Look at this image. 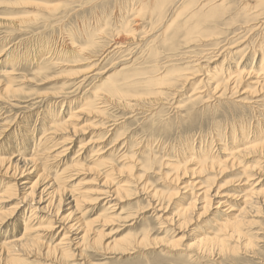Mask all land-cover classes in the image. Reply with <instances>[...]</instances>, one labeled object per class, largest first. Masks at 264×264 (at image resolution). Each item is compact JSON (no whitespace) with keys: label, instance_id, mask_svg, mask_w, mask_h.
<instances>
[{"label":"rangeland","instance_id":"1","mask_svg":"<svg viewBox=\"0 0 264 264\" xmlns=\"http://www.w3.org/2000/svg\"><path fill=\"white\" fill-rule=\"evenodd\" d=\"M32 1L0 0V87L12 84L6 94L0 91V159H11L17 171L24 170L13 179L11 172L2 175L1 167L0 189L15 179L31 184L37 179L38 168H32L38 163L45 167L48 180L57 172L65 186L56 215L58 201L53 209L45 208L46 197L40 202L34 195L7 216L21 191L1 204L0 244L23 236L21 217L29 216L30 209L33 226L42 232L29 234L35 241L30 247H10L15 261H7L0 251V264H264L263 214L246 217L255 221L252 229L245 227L253 241L249 247L230 240L229 248L206 250L197 243L201 232L216 228L213 219L223 217L226 207L215 209L217 201L231 205L234 215L241 209L240 191L246 184L243 178L238 185L234 181L243 177V166H255L249 182L264 187V154L243 155L242 164L227 167L223 174L215 169L192 171L203 152L217 166L226 159L225 147L227 151L233 145L244 147L241 129L247 134L258 124L264 129V90L252 76L246 78L260 67V48L264 50V24L252 25L253 10L246 13L242 0H37L45 5ZM191 27L196 31L188 34ZM116 41H121L120 48L112 50ZM214 67L225 71L222 76L227 69H243L240 88L215 98L210 90L213 81L222 80L209 77ZM3 70H13L10 82ZM192 73L195 76L190 77ZM71 110L77 117L67 124H76V130L71 125L50 129L51 116L61 123ZM40 154L43 160L37 159ZM22 157L33 159L25 163ZM177 163L187 167L184 174L176 171L179 187L192 177L203 181L216 175L213 189L220 185L219 196L201 219H196L201 210L191 211L189 221L178 219L179 205L186 206L192 196L187 189H178L177 194L178 182H172ZM107 174L111 185L103 187ZM46 183H38L37 192ZM116 184H125L126 191L98 195ZM155 190L158 200L150 195ZM174 193L177 197L169 200ZM107 202L113 207L106 209ZM51 222L58 228L50 229ZM83 223L89 232L77 245ZM69 224L74 225L68 228ZM93 233L100 235L96 244L90 241ZM60 241L68 243L64 257L48 254L41 245Z\"/></svg>","mask_w":264,"mask_h":264},{"label":"bare ground","instance_id":"2","mask_svg":"<svg viewBox=\"0 0 264 264\" xmlns=\"http://www.w3.org/2000/svg\"><path fill=\"white\" fill-rule=\"evenodd\" d=\"M32 0H30V2H31ZM180 1V0H179ZM243 2L241 3L242 4V6H243V8L246 10L245 12L247 13V12H250L251 10H253V12H250V13H252L253 14V16H254V19H255V23L254 24H252V25H257V24H260V26L262 25V24H264V0H242ZM27 2V1H26ZM29 2V3H30ZM33 2V1H32ZM35 2H38L37 0L35 1L34 0V2L33 3H35ZM44 4L42 1H40V2H38V3H36V5L37 4ZM26 4H28V3H26ZM31 5V4H30ZM45 5V4H44ZM180 4H178V6H179ZM200 5V4H199ZM177 6V7H178ZM29 8V7H28ZM31 8V7H30ZM182 8V7H181ZM175 13V12H174ZM177 13V12H176ZM214 14L215 13H212V14H210V16L212 17H216V16H214ZM262 14H263V16H262ZM189 15V14H188ZM20 18V17H19ZM20 20V19H19ZM214 20V19H213ZM166 21V20H165ZM245 22V24H246V22L247 21H244ZM212 23V22H211ZM136 25V24H135ZM252 25H250V26H252ZM165 25H163V27H164ZM246 26H249V25H246ZM163 27H162V29H163ZM209 29H211V28H209ZM131 30H132V28H131ZM130 30V31H131ZM204 30V29H203ZM208 29H206V31H207ZM196 30L195 29H193V27H191L190 29H189V31H188V34H192V33H194ZM199 37H201V35H199ZM203 37H205V36H203ZM202 37V38H203ZM126 38V37H125ZM68 41V40H67ZM127 41V40H126ZM120 43H121V41L120 42H115V43H112L111 45H110V47H112V50H116V49H119L120 48ZM45 45V44H44ZM141 45H143V44H141ZM259 47H260V45H258ZM235 47V46H234ZM46 48V47H45ZM229 49H231L232 47H228ZM11 49V48H10ZM205 49V48H204ZM217 49V48H216ZM220 49V48H219ZM252 49V48H251ZM12 50V49H11ZM207 50V49H206ZM214 50V49H213ZM218 50V49H217ZM227 50V49H226ZM106 51V50H105ZM235 51V50H234ZM260 51H261V53H260V55H261V57H260V67H258V69L256 70V71H254L251 75L249 74H246L248 77H246L247 79L250 77V76H252L254 79H255V81L253 82L254 84H261V86H262V89L264 90V50H262L261 48H260ZM44 52V51H43ZM217 52V51H216ZM231 52V51H230ZM237 52V51H236ZM11 53V52H10ZM208 53V52H207ZM211 53H212V51H211ZM224 53H225V51H224ZM233 53V52H232ZM220 54V53H219ZM231 54V53H230ZM226 55V54H225ZM234 55V54H233ZM13 57V56H12ZM205 57V56H204ZM220 57V56H219ZM9 58V57H8ZM254 58V57H253ZM128 59H130V58H128ZM218 59V58H217ZM8 60V59H7ZM11 60V59H10ZM254 63V62H253ZM198 65V64H197ZM236 65V64H235ZM200 68V67H199ZM209 68V67H208ZM250 69V68H249ZM245 70V69H244ZM177 71V70H176ZM250 71V70H249ZM162 72V71H161ZM226 74H224L225 75V77H224V75L222 76V74L223 73H225V71L223 72L222 71V68L221 69H217L216 67H214L212 70H211V74H209V77L211 78V79H217L218 77H221V80H222V82H219L218 81V83H216V81H213L214 82V86L212 87V89H210L211 90V93L212 94H214V96H216L215 98H222V97H224V95L226 94L225 93V91H233L234 90V87L237 89V88H240V86L238 87V81L241 79V77H244V75H243V69H241V68H236V69H233V70H226ZM3 73H4V77H5V79H6V81L7 82H10L11 81V79H12V77H14V76H12L13 75V70H3ZM163 73V72H162ZM191 73V72H190ZM205 73V72H204ZM220 73H222V74H220ZM197 74V73H196ZM206 74H207V71H206ZM220 74V75H219ZM200 75V74H199ZM94 76V75H93ZM162 76V75H161ZM176 76V75H175ZM181 76V75H180ZM193 76H195L193 73H192V76L190 75V77H193ZM231 76H232V78H231ZM261 76H262V78H261ZM206 77V76H205ZM251 77V78H252ZM89 78V77H88ZM160 78H162V77H160ZM223 78V79H222ZM261 78V79H260ZM185 79L186 80H188L187 79V77H185ZM230 79H231V81H230ZM83 80H85V78L83 79ZM82 80V81H83ZM249 80V79H248ZM230 81V82H229ZM100 82V81H99ZM163 82V81H162ZM181 82V81H180ZM183 82V81H182ZM185 82V81H184ZM85 83V82H84ZM94 83V82H93ZM11 84V83H10ZM10 84H3L4 85V87H0V91H2V92H6V91H8L9 89H11V85ZM158 84H161V83H158ZM166 84V85H165ZM168 84V82H166V83H164L163 82V85H165V86H171V85H167ZM213 84V83H212ZM212 84H211V86H212ZM245 85V84H244ZM165 86H162V85H158V87L159 88H162V87H165ZM229 86V87H228ZM256 86V85H255ZM158 88V89H159ZM255 88V87H254ZM16 89V88H15ZM118 89V88H117ZM244 89V88H243ZM160 90V89H159ZM242 91V90H241ZM245 91V90H244ZM249 91V90H248ZM253 91V90H252ZM8 93V92H7ZM246 93V92H245ZM251 93V92H250ZM6 94V93H5ZM154 94V93H153ZM177 94V93H176ZM252 94H253V92H252ZM118 95V94H117ZM143 95V94H142ZM52 96V95H51ZM263 96V95H262ZM62 97V96H61ZM256 97V96H255ZM3 99V98H2ZM132 100V99H131ZM259 100V99H258ZM7 101V100H6ZM252 101V100H251ZM121 102V101H120ZM249 102V101H248ZM258 102V101H257ZM252 103V102H251ZM251 103H249V104H251ZM68 104V103H67ZM245 104H246V102H245ZM99 107H96V108H94V110L95 111H97L98 113L100 112V108L98 109ZM262 109V108H261ZM75 110H77V109H75ZM147 110V109H146ZM264 110V109H263ZM72 111V110H71ZM70 115H69V118H67L65 121H63V122H61L60 123V121H59V119H57L55 116V119H54V117L53 116H51L50 117V120L48 121V122H50V125H49V127H50V129H52L53 131H55V130H60V129H65V127H67L66 125H71V127L74 129V130H76V128H75V126H76V124H67L68 122H73V120L77 117L76 115V112L75 113H73V111L72 112H70L69 113ZM76 120V119H75ZM115 121V120H114ZM78 122V121H77ZM256 124V123H255ZM262 124H264V123H262ZM256 126V125H255ZM114 127V126H113ZM67 129V128H66ZM113 128H109L108 130H106L105 132H106V134H107V132H109L110 130H112ZM254 132H251L250 133V131H249V133L247 134L246 132V130H243V129H241L240 130V136H241V142H243V144H245L246 143V145L244 146V147H242V148H237L235 145H233L228 151H227V149H223V150H225V152L223 151L222 153L223 154H226V156L228 157H226L225 156V158L226 159H223V161H221L223 164H221L220 162L218 163L219 165H215V161L213 160V159H208V155H206V153H202L201 154V156H199V158H197V161H196V165H197V167L196 168H192V171H194V172H200V171H202L203 169H208V170H216V171H218V172H220L221 174H223V173H225V171H226V169H227V167L228 168H233L235 165H238V164H242L241 162H242V156L243 155H247L248 153H255V154H260V155H263L264 154V129H262L261 127H259V124L256 126V128L254 127ZM43 130H44V128H43ZM48 129H46V131H47ZM63 132H65V131H63ZM111 132V131H110ZM233 132V131H232ZM52 133V132H51ZM66 133V132H65ZM236 133V132H235ZM47 134V133H46ZM45 134V135H46ZM57 134V133H56ZM59 134V133H58ZM51 136V135H50ZM231 136V135H230ZM39 137H42V136H39ZM43 138V137H42ZM39 139H41V138H39ZM51 139H53V138H51ZM56 139V138H55ZM231 139H232V137H231ZM236 139V138H235ZM48 139H46V140H44L43 141V143H42V145L47 141ZM50 140V139H49ZM57 141V140H56ZM40 142V141H39ZM55 142V141H54ZM50 143V142H49ZM57 143V142H56ZM46 144V143H45ZM51 144V143H50ZM36 145V144H35ZM41 145V144H40ZM39 145V148L41 147ZM48 146L50 147H52V145H49L48 144ZM48 146H46V147H48ZM53 146H54V143H53ZM93 146V145H92ZM209 146V145H208ZM37 147V146H36ZM38 148V149H39ZM43 148V147H42ZM38 149L35 151V152H38ZM44 149V148H43ZM46 149V148H45ZM45 149H44V151H45ZM192 149V148H191ZM35 150V149H34ZM92 150V149H91ZM44 151H42L43 152V154H44ZM62 151H64V149H62L61 151H59L57 154H60ZM34 152V151H33ZM41 152V153H42ZM48 152V151H47ZM52 152V151H51ZM57 152V151H56ZM206 152V151H205ZM208 152V151H207ZM32 153V152H31ZM49 153V152H48ZM38 154V153H37ZM99 154H101V153H99ZM191 154V153H190ZM189 154V155H190ZM36 155V154H35ZM50 155V154H49ZM96 155V154H95ZM30 156H32V155H30ZM38 156V155H37ZM37 156L36 157H34L33 156V158H35V160H36V158H37ZM40 156H42V154H40L39 155V157L37 158V159H40V160H43V159H41L40 158ZM44 156V155H43ZM42 156V157H43ZM51 156V155H50ZM54 156V155H53ZM56 156V155H55ZM188 156V155H187ZM26 157V156H25ZM58 157V156H57ZM98 157V156H97ZM23 158V162H25V163H28V162H30L33 158L31 157V159H24V157H22ZM47 158V157H46ZM56 158V157H55ZM214 158V157H213ZM190 159H192V157H190ZM208 159V160H207ZM35 160H33V163L35 162ZM102 161V160H101ZM17 162V161H16ZM32 162V161H31ZM46 162V161H45ZM44 162V163H45ZM48 162H50V161H48ZM62 162V160L61 159H59V161H56V163H58V164H60ZM75 162V161H74ZM106 162V161H105ZM180 162V161H179ZM218 162V161H217ZM258 162L259 161H257L256 162V165L258 164ZM33 163H31V164H33ZM37 163V162H36ZM47 163V162H46ZM75 163H77V162H75ZM96 163V162H95ZM100 163V162H99ZM16 164L17 163H13L12 161H11V159L9 160H7V159H5V158H2V159H0V168L2 167V170H1V172H2V175H4V176H6L8 173H10L11 172V174H8L10 177H13L14 175H22V173L24 172V170L23 169H19V171H17L18 170V167L16 166ZM39 164V163H38ZM38 164H36V165H33L34 167L32 168L33 170H36L37 168H38V170H36V171H38L37 172V174H38V176H37V179H35L31 184L29 183H27V181H23L22 180V182L20 183V184H18V182H17V180L15 179L11 184H10V182H7V184H6V186L2 189H0V221H2V218H3V216H1V215H3V211H1V204L2 203H4L6 200H8V199H10V198H12L14 195H18L19 193L18 192H22V195L21 196H19L20 197V199L18 200V202L17 203H15V205L14 206H12V207H9V212L7 213L8 215L7 216H9V215H12L15 211H16V209H18V206L20 205V203H22V202H24V201H26L27 200V198H28V196L29 197H33L34 195H37L38 197V200H40V202L43 200V198L44 197H46V202H47V204L45 205V208H46V206H49V205H54V201H58L57 202V205L55 204V209L53 210V213L56 215V213H57V211L59 210V205H58V203H60L59 201H60V199H61V194H62V192L64 191V179L61 177V175L60 174H58L57 172H56V178L55 179H49L48 180V175H45V173H44V168H42V167H40V165H39V167L37 166ZM98 164V163H97ZM96 164V165H97ZM180 163H177V165L176 166H174L173 167V170H174V172L175 173H173V180H172V182H174V181H180V179H181V176H179L178 174H177V172L178 171H180L179 173L181 174V172L184 174L185 173V170L187 169V167H185L184 165H182V166H180L179 165ZM221 164V165H220ZM249 164V163H248ZM24 165V164H23ZM49 165V164H48ZM47 165V166H48ZM73 165H74V163H73ZM104 165V164H103ZM228 165V166H227ZM18 166H19V164H18ZM29 166V165H28ZM28 166H27V168H28ZM44 166H46V165H44ZM95 166V165H94ZM187 166H188V164H187ZM194 166V165H193ZM21 167V166H20ZM49 167V166H48ZM189 167V166H188ZM195 167V166H194ZM22 168V167H21ZM26 168V167H25ZM26 168V169H27ZM30 168V167H29ZM51 168H52V165H51ZM253 168H255V166H251V165H248V166H246V167H242V171H241V174H243V177H239V178H237L235 181H234V184L235 185H238V184H240L241 183V181H242V179L241 178H243V181H244V183L243 184H246L242 189H241V191L240 192H242V194H243V196H242V201H240V203H241V205H242V207H241V209H239V211H237V214L236 215H234V213H231L232 212V210H233V208H232V206L231 205H228V204H226V205H223V206H221L222 204H224V201L223 202H221L220 203V201H217L216 202V207H215V209H219L220 207H226V210H228V212H226V210H223V217L221 218V219H219V218H214L213 219V222H215L216 223V228L215 229H211L210 231H209V229L210 228H208V229H206V230H204L203 232H201L200 234V237H198V239H197V243L198 244H202V246H203V248H205L206 250L207 249H210L212 246H215V247H219V248H227L228 246V242L230 241V240H235L236 242L238 241H241L243 244H244V246H246V247H249L251 244H253V241H252V239H251V236L249 235L248 236V232H246L245 231V227H251V228H248V229H252L253 228V225H254V223H255V221H253L252 219H249V217H248V219L246 218L247 216H249V214H251V215H253V216H258V215H261V214H263L264 215V187L262 188V187H259V188H257L256 187V184H257V181H256V183H255V185L254 184H252V183H254V181L253 182H249L251 179V177L254 175H252V171H253ZM31 169V170H32ZM21 170V171H20ZM22 170H23V172H22ZM120 170V172H121V169H119ZM35 171V172H36ZM49 171V170H48ZM92 171V170H91ZM177 171V172H176ZM204 171V170H203ZM0 172V173H1ZM16 172H17V174H16ZM29 172H30V170H29ZM32 172V171H31ZM46 172V171H45ZM106 172V171H105ZM213 172V171H212ZM227 172V171H226ZM36 174V175H37ZM47 174V173H46ZM182 174V175H183ZM201 174V173H200ZM213 174V173H212ZM110 175V174H109ZM109 175L107 174V175H104L103 176V180H102V186L103 187H106V185H111V177L109 178ZM113 175V174H112ZM111 175V176H112ZM196 176V175H195ZM204 176V175H203ZM215 177H216V175H214ZM214 176L213 177H211L210 178V176L209 177H206L203 181H200V180H198V181H195L196 179H195V177H192V180H190V182L187 184V185H184V186H182V187H179L180 186V184H179V182L177 183L178 185V187H176L175 189H177V194H178V189H185V190H183V192H185L186 191V189L187 190H189L188 192H190V194H191V196H192V200L186 205V206H183V207H180V206H182V205H179V207H178V210H177V216L179 217L178 219H180V221L181 220H183V221H189V214H190V212L191 211H194V210H201V212L199 213V214H197V217H196V219L198 218H200L201 219V217H203V216H206L207 214H208V212H210L211 211V209H212V205L214 204V198L216 197V196H219V194H218V189L220 188V185H217L216 184V187H217V189L214 191V189H213V184H214V180H213V178H214ZM15 177H13V179H14ZM49 178H50V176H49ZM180 178V179H179ZM42 179V181L43 180H45V182L47 181L48 183H46L45 184V186L44 187H42V189H41V191H39V192H37V187H36V185H38V183H41L40 182V180ZM170 179V178H169ZM131 180V179H130ZM123 182V181H122ZM121 182V183H122ZM249 182V183H248ZM260 182V181H259ZM124 183V182H123ZM181 183V182H180ZM263 183V182H262ZM42 185V184H41ZM123 185H125V184H122V185H119V184H116L115 186H117V187H115L113 190H104V191H100V193H98V195H104V197L106 196V195H108L109 193H120V192H125L126 190L124 189L125 187L123 186ZM76 186H77V184H76ZM114 186V185H113ZM123 186V187H122ZM126 186V185H125ZM258 186V185H257ZM73 187V186H72ZM110 187V186H109ZM189 187H191V189L189 188ZM37 188V189H36ZM128 188V187H127ZM126 188V189H127ZM66 189V188H65ZM73 189V188H72ZM68 190V189H67ZM128 190V189H127ZM20 192V193H21ZM43 192V193H42ZM77 192V191H76ZM212 192H214V194H212ZM74 193V192H73ZM172 193V192H171ZM84 193H82V195H83ZM166 194V193H165ZM177 194L176 193H174V194H169L170 196H169V200L170 199H172V198H176L177 197ZM72 195V194H71ZM80 195V194H79ZM151 197H153V198H155V199H157L158 200V198H159V195H160V193L158 192V191H153L151 194ZM222 195V194H221ZM85 196V195H84ZM222 196H225V195H222ZM64 197V196H63ZM62 197V198H63ZM76 197H78V196H76ZM30 198V199H31ZM73 198V197H72ZM220 198V197H219ZM29 199V200H30ZM34 199V198H33ZM42 199V200H41ZM101 199V198H100ZM99 199V200H100ZM152 199V198H151ZM32 200V199H31ZM30 200V201H31ZM82 200V199H81ZM86 200V199H85ZM28 201V200H27ZM87 201V200H86ZM32 202V201H31ZM45 202V201H44ZM73 202V201H72ZM36 203V202H35ZM77 203V200H75V204ZM84 203V202H83ZM38 204V203H37ZM36 204V205H37ZM198 204H200V207L198 208ZM53 205H52V209H53ZM106 209H110L111 207H113V204L111 205V204H109V202H107L106 204ZM77 206H79L78 204H76V207L75 208H77ZM80 207H81V205H80ZM80 207H78V208H80ZM165 207V206H164ZM177 207V206H176ZM35 208V207H34ZM36 208H38V207H36ZM45 208L43 207V209L45 210ZM48 208V207H47ZM29 209V208H28ZM42 209V208H41ZM50 209V208H49ZM159 209V208H158ZM157 209V210H158ZM38 210H39V208H38ZM47 210V209H46ZM28 211H30V215L29 216H27V217H24L25 216V213H24V216L23 217H21V221L22 222H24V230H23V236H21V238H19L18 237V239H9V240H6V242H4V244H0V251H4V254H5V258H6V260L7 261H11V260H14L15 261V259L12 257V254L10 253V250H11V246L13 247L14 245L15 246H17V245H20V246H23L24 248H26V247H30L29 245H30V243H35V241L34 240H32V239H30V235H32L31 233H37V231L38 230H42V229H37L35 226H33V224H32V219H33V217H31V216H34V214H33V210L32 209H30V210H28ZM27 211V212H28ZM51 211V210H50ZM47 213H48V211H46ZM164 212V211H163ZM196 212V211H195ZM226 212V213H225ZM84 213V212H83ZM71 214V213H70ZM69 214V215H70ZM49 215H50V212H49ZM55 215H53V216H55ZM73 215V214H72ZM6 216V217H7ZM51 216H52V214H51ZM67 216V215H66ZM75 216V215H74ZM240 216V217H239ZM44 217V216H43ZM48 217V216H47ZM50 217V216H49ZM48 217V218H49ZM62 217V216H61ZM64 217V216H63ZM62 217V218H63ZM55 219H56V216L54 217ZM59 218V217H58ZM75 218V217H74ZM81 218V217H80ZM160 218V217H159ZM254 218V217H253ZM35 219V218H34ZM41 220H42V218H41ZM48 220V219H47ZM54 220V219H53ZM50 221V220H49ZM84 221V220H83ZM3 222V221H2ZM44 222H45V220H44ZM48 222V221H47ZM54 223H55V221H53ZM57 222H59V221H57ZM67 222V221H66ZM69 222V221H68ZM78 222V221H77ZM77 222H75V223H77ZM198 222V221H197ZM1 223V222H0ZM54 223H52L51 222V224H48V225H50V229H54V228H58V226H56V224H54ZM70 223H71V221H70ZM202 223V222H201ZM39 224H41L40 223V221H39ZM64 224H66V223H64ZM192 224V223H191ZM43 225V224H42ZM41 225V226H42ZM56 227H55V226ZM73 225L74 224H69V226H67L68 228H70V227H73ZM61 226V225H60ZM90 226V225H89ZM63 227V226H62ZM80 227V226H79ZM83 234L77 239V242L75 243V244H77V245H79L81 242H83L84 240H85V238H86V236H87V234H88V232H89V227H88V225L87 224H84L83 223ZM42 228V227H41ZM74 228H76V225H75V227ZM70 230V229H69ZM73 230V229H72ZM64 231V230H63ZM66 231H68V229L66 228ZM65 231V232H66ZM42 232V231H41ZM45 232V231H44ZM64 232V234H63V237L61 238V240H63L64 238H65V234H67V233H65ZM69 232V231H68ZM30 234V235H29ZM94 234V233H93ZM92 234V235H93ZM41 234L39 233L38 234V236H40ZM30 236V237H29ZM36 236H37V234H36ZM91 236V235H90ZM147 236V235H146ZM199 236V235H198ZM33 237V236H32ZM98 237H100V235H97V234H94L93 236H92V238H90V241L92 242V244H96L97 242H98ZM38 238V237H37ZM68 238V237H67ZM38 240H40V239H38ZM70 240H72V239H70ZM37 241V240H36ZM141 241H143L142 239H140V241H138L140 244L142 243ZM137 242V243H138ZM38 243H39V241H38ZM73 243V242H72ZM61 244H63L61 241L59 242V243H57L56 245H50V244H42V242H41V245H43V247L45 248V251L48 253V254H55V253H58L59 255H60V257H64V256H66V254H65V250H66V247L65 246H67L68 245V243L67 244H64V245H61ZM154 244V243H153ZM173 244V243H172ZM175 244V243H174ZM173 244V245H174ZM139 246V245H138ZM33 247V246H32ZM254 247V246H253ZM229 248V247H228ZM19 250H21V248L19 249ZM16 251V250H15ZM23 251V250H22ZM21 251V252H22ZM34 252V251H33ZM69 252V251H68ZM29 253H27V255H28ZM23 255V254H22ZM26 255V254H25ZM56 258H57V256H56ZM2 259V258H1ZM62 259V258H61ZM5 261V260H4ZM14 261H12L13 263H14ZM1 262H2V260H1ZM4 263V262H3ZM5 263H6V261H5Z\"/></svg>","mask_w":264,"mask_h":264}]
</instances>
